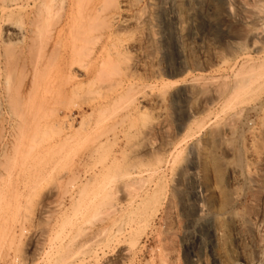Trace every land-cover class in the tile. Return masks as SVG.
Returning a JSON list of instances; mask_svg holds the SVG:
<instances>
[{"label":"rangeland","instance_id":"obj_1","mask_svg":"<svg viewBox=\"0 0 264 264\" xmlns=\"http://www.w3.org/2000/svg\"><path fill=\"white\" fill-rule=\"evenodd\" d=\"M0 264H264V0H0Z\"/></svg>","mask_w":264,"mask_h":264},{"label":"bare ground","instance_id":"obj_2","mask_svg":"<svg viewBox=\"0 0 264 264\" xmlns=\"http://www.w3.org/2000/svg\"><path fill=\"white\" fill-rule=\"evenodd\" d=\"M98 58H99V57H98ZM76 61L79 62L78 60H76ZM70 62H71V64L73 63V64L70 66V69L73 71L74 64H75V63H74V60H73V62H72V61H70ZM67 63H69V62H67ZM79 64H80V62H79ZM81 64H82V63H81ZM41 72H42V71H41ZM42 73H43V72H42ZM74 73H75V72H74ZM240 216H241V215H240ZM240 218H241V217H240ZM246 219H247V218H246ZM236 221H237L236 223H237L238 226H239L240 224L243 223V222H240V220H238V219H237ZM241 227H242V226H241Z\"/></svg>","mask_w":264,"mask_h":264}]
</instances>
